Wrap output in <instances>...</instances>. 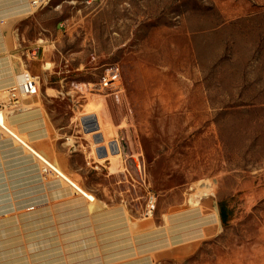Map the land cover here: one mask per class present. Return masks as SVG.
Here are the masks:
<instances>
[{
    "label": "rangeland",
    "instance_id": "obj_1",
    "mask_svg": "<svg viewBox=\"0 0 264 264\" xmlns=\"http://www.w3.org/2000/svg\"><path fill=\"white\" fill-rule=\"evenodd\" d=\"M44 1L20 18L17 53L0 54L8 82L50 72L37 96L62 93L69 134L95 116L135 218L166 227L184 212L178 241L202 236L197 216L218 215L178 253L153 250L152 264H264V0Z\"/></svg>",
    "mask_w": 264,
    "mask_h": 264
},
{
    "label": "crops",
    "instance_id": "obj_2",
    "mask_svg": "<svg viewBox=\"0 0 264 264\" xmlns=\"http://www.w3.org/2000/svg\"><path fill=\"white\" fill-rule=\"evenodd\" d=\"M31 1L0 0V54L17 53L14 33L21 17L34 15ZM9 70L0 63V90L15 82L11 75L8 82ZM61 94L46 87L42 96L26 100L24 109L8 114L7 131L0 127V264H152L148 254L153 250L174 247L171 252L178 253L177 247L204 237V227L218 225L212 210L190 224L202 236L177 241L183 234L179 220L184 212L169 215L166 227H160L156 217L135 218L128 205L117 200L120 181L129 179L126 174L120 179L122 164L112 159L116 156L109 149L112 142L104 146L101 134L85 132L83 126V136L74 135V129L69 134L70 105L59 109ZM95 122L98 126L96 118ZM8 131L22 136L27 147ZM97 135L102 139L99 143L93 139ZM101 147L106 148L104 153L97 151ZM37 155L82 192L93 195V206L65 178L43 172ZM194 212L201 214L199 209ZM214 215L217 220L209 221ZM159 234L163 240L153 244L152 235Z\"/></svg>",
    "mask_w": 264,
    "mask_h": 264
},
{
    "label": "built area",
    "instance_id": "obj_3",
    "mask_svg": "<svg viewBox=\"0 0 264 264\" xmlns=\"http://www.w3.org/2000/svg\"><path fill=\"white\" fill-rule=\"evenodd\" d=\"M43 3H45L44 0H32L31 4L34 7L42 6ZM18 80L16 79L15 82L11 85H9L7 88L0 90V93H6L8 98V103L5 101H0V113H12L13 111H20L21 108V102L20 100L23 98H29L33 96H37L40 92V76L35 75L31 73L27 68H24L21 73L18 75ZM115 78V75L112 77ZM5 117V116H4ZM5 124L0 123V127L7 131ZM8 133L18 142H20L22 145H27L21 140L20 137H18L16 134H12L8 131ZM40 161L43 164V172L46 171H52L56 174L54 167L49 164L46 160H44L42 157L38 156ZM83 194V193H82ZM86 196L85 194H83Z\"/></svg>",
    "mask_w": 264,
    "mask_h": 264
},
{
    "label": "water",
    "instance_id": "obj_4",
    "mask_svg": "<svg viewBox=\"0 0 264 264\" xmlns=\"http://www.w3.org/2000/svg\"><path fill=\"white\" fill-rule=\"evenodd\" d=\"M95 117L94 116H86L82 118V124H83V129L85 132H94L98 130L97 124H95ZM94 142L99 143L102 141L101 136L97 135L93 137ZM105 147H101L100 150H97L98 152L106 151ZM109 149L112 154H116L118 152L117 146H115V143L109 144Z\"/></svg>",
    "mask_w": 264,
    "mask_h": 264
},
{
    "label": "bare ground",
    "instance_id": "obj_5",
    "mask_svg": "<svg viewBox=\"0 0 264 264\" xmlns=\"http://www.w3.org/2000/svg\"><path fill=\"white\" fill-rule=\"evenodd\" d=\"M17 78H18V77H17ZM18 79H19V78H18ZM18 79H17V80H18ZM94 121H95V120H94ZM0 123L5 124V117H4V115L1 114V113H0ZM95 124H96V122H95ZM4 126H5V125H4ZM5 127H6V126H5ZM6 128H7V127H6ZM10 132H11L12 134H14L12 131H10ZM19 136H20V135H19ZM112 143L114 144L115 142H112ZM112 143H111V144H112ZM115 146H117L116 143H115ZM54 169H55V172H57L59 176H61L62 178H65V176H64V175H63V174L57 169V167H54ZM65 180L68 181L69 179L67 180V178H65ZM62 181H63V180H62ZM68 183H69L74 189H76L77 192L80 191V193L85 194V195H86L85 197L88 199V200L86 199L87 201H89V202L92 201V202H93V201L95 200L94 197H93L92 195L87 194L86 192H82L81 189H80L78 186H76L74 183H72V182H70V181H68ZM72 191H73V189H72ZM74 191H75V190H74ZM83 194H82V195H83ZM88 205H89V204H88ZM92 206H93V205H92ZM214 216H215V215H214ZM185 220H186V219H185ZM185 220H184V221H185Z\"/></svg>",
    "mask_w": 264,
    "mask_h": 264
},
{
    "label": "trees",
    "instance_id": "obj_6",
    "mask_svg": "<svg viewBox=\"0 0 264 264\" xmlns=\"http://www.w3.org/2000/svg\"><path fill=\"white\" fill-rule=\"evenodd\" d=\"M220 216H221V219H222V222L224 223L226 220L225 218V215L223 214V212L220 210Z\"/></svg>",
    "mask_w": 264,
    "mask_h": 264
}]
</instances>
